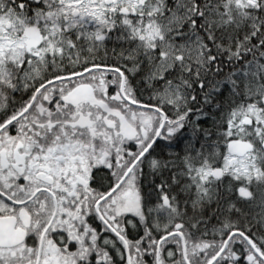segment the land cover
Instances as JSON below:
<instances>
[{
	"label": "snow or ice",
	"instance_id": "6c2138e0",
	"mask_svg": "<svg viewBox=\"0 0 264 264\" xmlns=\"http://www.w3.org/2000/svg\"><path fill=\"white\" fill-rule=\"evenodd\" d=\"M0 264H264V0H0Z\"/></svg>",
	"mask_w": 264,
	"mask_h": 264
}]
</instances>
